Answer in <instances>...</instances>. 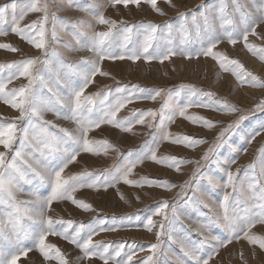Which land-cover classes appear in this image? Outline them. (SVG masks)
Masks as SVG:
<instances>
[{
	"label": "snow or ice",
	"instance_id": "6c2138e0",
	"mask_svg": "<svg viewBox=\"0 0 264 264\" xmlns=\"http://www.w3.org/2000/svg\"><path fill=\"white\" fill-rule=\"evenodd\" d=\"M146 2L159 14L164 15L162 10L157 7V0H146ZM167 2L171 4V0H167ZM111 3L113 5L122 3L125 6L133 3L139 6L140 0H111ZM76 7L81 12L89 13L91 5L89 7L76 5ZM229 7H231V11H229ZM16 8L15 0H12L10 4L0 6V36H7L11 31L21 40L39 50L41 55L8 64L9 68L15 69L14 72L6 80L0 78V101L19 112V115L11 120H0V146L14 153L11 159L6 161L8 152H0V264H17L20 256H27L33 248L42 255L45 261L55 260L58 264H69L66 255L58 246L46 243L50 235L60 236L75 245L82 253L77 257V261L98 257L103 260V264H109V260L113 259V256L108 252L110 246L100 241L94 242L93 236L102 231H115L117 230L115 227H104L103 224L107 222L103 221L99 228L86 226L83 223H79L77 227L73 228L76 223L73 220L54 218L49 213L52 211L53 202L65 200L71 201L73 205L85 211L94 210L91 204L76 199L75 193L84 187L97 190L101 187L107 189L112 186L111 181H99L101 173L97 172L93 182L87 183L84 178L92 177V172L85 170L65 175V170L70 164L76 162L81 152L94 155L103 152L106 155L111 149L119 153L120 150L109 141L89 138V133L100 128L101 125L107 124L129 133L133 132L135 124L152 129V121L157 115L155 109H133L132 118L118 119L117 116L134 100L156 101L166 90L163 88L144 89L139 85H134L133 88L137 91L130 94H125L127 85L118 86L114 90L106 88V90L89 95H85V90L94 82L97 74L110 75L101 70L104 60L127 59L136 62L143 59L148 63L153 60L163 63L173 56H183L187 59L193 57L198 59L200 56L211 57L219 62L221 69L232 71L241 83L246 82L253 86L264 87V80L245 71L239 60L229 59L227 55L214 51L225 40L233 46L242 40L244 47L249 52L264 60V47L248 42L250 35L264 39V34H258L256 31L259 25L264 23V0H230V4L228 0H218V5L201 4L198 6L199 11L180 12V22L176 28L168 22L156 24L142 21L128 24L125 21L117 22L106 19L103 14H99L93 19L98 24L108 26L107 31L100 32H96L92 24L84 19H78L73 24L72 21L59 17L57 10L52 9L49 0H33L25 10H22L18 19L14 15ZM10 10L13 13L14 26L10 30H6L4 24ZM30 12L42 15L39 19L21 27L20 21H23ZM49 22H51L50 31L45 27ZM118 23L119 28L117 27ZM70 24L72 31L68 32ZM85 28L93 30L84 31ZM113 29H116L115 33ZM61 33L70 36L71 40L61 41ZM177 36H179L178 44L174 43ZM191 41L200 43L199 51H190L185 47ZM50 44L51 46H49ZM57 45H60L65 51L59 50ZM0 49L12 52L20 51L9 43H0ZM78 51L91 52L92 56L83 57L75 62H68L65 59L66 53ZM38 65L39 67H37ZM19 77L26 78L28 83L19 88L8 89V84ZM245 77L250 79L246 80ZM184 89H187L191 96L200 94L209 98V103L194 105L189 102L179 107L178 114L185 119L201 122L205 127L211 129L218 122L203 117L186 116L188 109L193 106L213 108L216 105V108L213 109L216 110L223 105V110L228 113H240L234 121L220 131L216 138L218 143L209 147L203 154L201 159L204 161H208L209 154L216 153L217 149L225 142L226 133L230 136L240 128L244 121L251 123L249 117L255 116L256 113L264 116V99L258 101L252 108L242 109L226 100H215V93L205 91L196 85H181V90ZM113 92L121 95L115 100V103H107L108 96ZM145 93L146 95H144ZM167 107H169V99L166 96L160 112L163 113ZM50 112L55 113L58 118L71 121L75 127L73 129L65 128L45 119V114ZM18 122H23L24 126L18 129ZM171 122L174 121H168V123ZM161 127H164L163 121ZM18 131L20 143L13 149V144L18 139ZM262 133H264V119L251 135L247 133L245 135L250 143ZM171 135L170 132H165L161 139H168ZM172 142L192 148L206 143L203 139H196L188 135L177 136ZM25 149H31V151L26 152ZM157 151L158 146L150 149L145 158L157 163L168 164L178 172L180 164L195 163L197 168L192 179L198 178L200 161L181 160L174 156L164 157L161 161L157 157ZM143 162L144 158H134L133 153L129 151L127 161H122V166L114 170L113 179L116 183L123 181L125 184L137 187L157 186L156 182L147 178L136 181L129 179L135 168ZM228 163L235 164L236 160L232 159ZM25 165L26 167H24ZM245 168V175L240 180L237 179L239 169L235 173L231 170L226 171V180L222 186L225 189H232V192L225 191L222 200L218 201L217 207L213 209L216 213L214 222L222 225L229 235L224 239L211 235L205 236L199 242L200 244L216 241L220 248H224L234 240L244 239L249 244H258L261 249H264V236L252 234V229L256 225L264 226V156ZM21 181L31 186L27 192L30 199H18L19 194L25 192ZM208 182L212 187H216V182L212 177H208ZM45 185L49 191L47 195H42L40 188ZM159 186L171 190L176 185L165 182ZM180 187L182 191L185 188H190L191 181H186ZM196 191H199V188ZM205 196L206 193L201 192L198 200L204 207L210 208L211 204L207 201L211 200V197L205 200ZM241 203L246 206L237 211L236 205ZM5 206L8 210H5ZM172 207L171 219L165 214V209L169 208L167 200L160 201L158 209L153 213V215L162 216L164 221H167V225L164 222L160 223L157 243L152 244L151 249L159 247L160 236L164 235L165 231L171 235L174 230L175 205ZM25 218L30 222L29 224L22 223ZM153 224V219L147 218L146 226H149V231L152 230L150 226ZM204 227L206 226H202V229L199 230L201 235H203ZM70 229H72L71 232ZM26 239L32 241V247L22 246ZM181 248L183 256L191 258L196 264H209L213 258L212 255H208L207 258L199 257L193 248L183 243H181ZM123 249L124 244L121 243L115 251V256H120ZM216 254H218V249H216ZM126 255L127 259L123 264H131L135 251ZM241 258L243 259L242 253ZM150 261H153L151 255L138 264H149ZM177 261L178 264H185V261L180 257H177ZM245 264H247L246 261Z\"/></svg>",
	"mask_w": 264,
	"mask_h": 264
},
{
	"label": "rangeland",
	"instance_id": "374dc122",
	"mask_svg": "<svg viewBox=\"0 0 264 264\" xmlns=\"http://www.w3.org/2000/svg\"><path fill=\"white\" fill-rule=\"evenodd\" d=\"M15 2L17 8L14 15L18 19L22 10H25L33 0H15ZM228 2L230 4V0ZM10 3H12V0H0V6ZM49 3L53 10H57L59 17L70 20L73 24L78 19H84L92 24L96 32H100L107 31L108 26L96 23L93 17L99 14H103L106 19L117 22L125 21L128 24L142 21L156 24L168 22L176 28L179 26L180 12L199 11L198 6L201 4L208 6L218 5V0H171V4L167 0H157V7L162 10L164 15L154 10L146 0H140L139 6L133 3H129L127 6L122 3L113 5L111 0H49ZM76 5L80 7H89L91 5V8L89 13H85L78 10ZM229 11H231V7H229ZM41 15L40 13H28L25 19L20 21L21 27L39 19ZM13 26V13L10 10L6 16L4 28L10 30ZM45 27L50 31L51 22ZM117 27H120L119 23ZM93 29L85 28L84 31L90 32ZM67 31H72L71 24ZM115 31L116 29H113L114 33ZM256 31L258 34H264V23H261ZM60 39L61 41H70L71 37L61 33ZM248 42L264 47V39H258L257 36L250 35ZM0 43H9L20 49L17 52L0 49V78L5 80L15 70L14 68H9L8 64L41 55L39 50L29 45L26 41L21 40L20 37L11 31H9L7 36H0ZM174 43H179V36L176 37ZM57 47L59 50L65 51L60 45H57ZM185 47L190 51H199L201 45L198 42L191 41ZM214 51L227 55L229 59L239 60L243 64L245 71L251 72L261 80H264V60L249 52L244 47L242 40H239L234 46L225 40ZM91 56L92 53L88 51L68 52L65 55V59L68 62H75L83 57ZM101 70L110 75L102 76L97 74L94 82L85 90V95L101 92L106 90V88L114 90L118 86L124 87L125 85H127L125 94L137 91L133 88L134 85H139L144 89L163 88L166 90L156 101L150 99L134 100L133 103L122 109L117 116L118 119L124 117L132 118L133 109H155L157 110V115L152 121L153 128L149 129L144 125L135 124L133 132L129 133L104 124L90 132V139L107 140L120 150L119 153L111 149L106 155L103 152L99 155L81 152L76 162L70 164L65 170V175L87 170L92 172L93 176L85 177L84 179L87 183H92L96 173L100 172L99 181H111L112 186L107 187V189L101 187L99 190L84 187L75 193L76 199L92 205L94 209L92 211H85L73 205L71 201L65 200L53 202L52 211L49 214L54 218L73 220L76 222L73 228L77 227L79 223L99 228L103 221L107 222L103 224L104 227H115L117 229L115 231H102L98 235L93 236L94 242L100 241L110 246L108 252L113 256V259L109 260V264H123L127 259L126 254H131L133 250L135 255L131 264H138V262L147 259L149 255L153 257V261H150L149 264H178L177 257L185 261V264H196L191 258L183 256L181 243L193 248L199 257L207 258L208 255H212L213 258L209 261V264H245V261L247 264H264V249H261L258 244L251 245L244 239L234 240L224 248H220L216 241H209L204 244L199 243L205 236L211 235L224 239L229 235L222 225L214 222L216 213L213 209L217 207V202L222 200L225 191L232 192V189H225L222 186L226 180V171L231 170L235 173L239 169L237 179L240 180L245 175V166L256 162L258 158L264 156V152H262L264 150V133L257 136L250 143L245 135L246 133L251 135L253 130L259 127L264 116L256 113L255 116L249 117L251 123L244 121L233 134L229 136L226 133L225 142L217 149L216 153L209 154L208 161H204L201 159L203 154L209 147L218 143L216 138L220 131L234 121L240 113H228L223 110V105L216 110H213L216 105L213 108L193 106L188 109L186 116L203 117L210 121L218 122L211 129L205 127L201 122H193L178 114L179 107L189 102L194 105L196 103H209L208 97L200 94L191 96L187 89L181 90V85H196L205 91L215 93V100L223 99L242 109L252 108L258 101L264 99V87L253 86L246 82L241 83L232 71L221 69L218 61L204 56H200L198 59L195 57L187 59L183 56H173L170 60H166L163 63L158 60L148 63L143 59L136 62L127 59L104 60ZM245 79L250 78L245 77ZM27 83L28 80L24 77L15 78L8 84V89L19 88ZM119 95L121 94L113 92L108 96L107 103H115ZM166 96L169 99V107L165 108L163 113H161V105ZM18 115V111L0 101V120H11ZM45 119L51 120L65 128L73 129L75 127L74 123L58 118L55 113H46ZM169 120L174 122L168 123ZM162 121L164 122V127H161ZM23 126V122H18V129ZM165 132H170L172 134L171 137L161 139ZM183 135L203 139L206 143L192 148L172 142L177 136ZM17 136L18 139L13 144V149L20 143L19 131ZM157 146V157L161 161H163L164 157L171 156L181 160L200 161V171L197 173L198 178L192 179L193 173L197 168L195 163L180 164V171L178 172L175 168L168 166V164L157 163L145 158L149 150ZM5 151L8 152L6 161L10 160L14 154L13 151L6 150L3 146H0V152ZM25 151L29 152L31 149H25ZM129 151L133 153L134 158H144L143 164L135 168L129 179L136 181L141 178H147L156 182L157 186L150 187L145 185L137 187L125 184L123 181L115 182L113 179L114 170L122 166V161H127ZM232 159L236 160L235 164L228 163ZM208 177L214 179L216 187L209 185ZM186 181H191V187L182 191L180 186L184 185ZM165 182L176 186L172 187L171 190L159 186ZM21 186L24 187L25 192L19 194L18 199H30L27 192L31 186L24 184L23 181H21ZM197 188H199V191H196ZM48 191L46 185L40 188L42 195H47ZM194 192L195 195H193ZM201 192L206 193L205 200L211 197V200L207 201L211 204L210 208L204 207L199 202L198 197H200ZM163 200L169 202V208L165 209V214L169 216V219L172 217V206L175 205L176 220L173 224L174 230L171 235L165 231V234L160 236L159 247L151 249L150 246L157 243L160 223L164 222L167 225V221H164L162 216L153 215L159 207V202ZM245 206V204L241 203L236 205V209L240 211ZM5 210H8L6 206ZM241 214L243 213L241 212ZM149 217L154 222L153 226H150L152 228L151 231L148 230L149 226H146L147 218ZM22 223L29 224L30 222L25 218ZM202 226H206L203 228V235L199 231ZM69 231L71 232L72 229ZM252 234L264 236V226L256 225L252 229ZM46 243L58 246L66 255L69 264H103V260L98 257L77 261V257L82 255L81 251L60 236L50 235ZM121 243L124 244V249L121 251L120 256H115V251ZM22 246L32 247V241L26 239L23 241ZM216 249H218V254H216ZM241 253L243 254V259L241 258ZM17 264H58V262L55 260L45 261L42 255L33 248L32 251L28 252L27 256L21 255L17 260Z\"/></svg>",
	"mask_w": 264,
	"mask_h": 264
}]
</instances>
